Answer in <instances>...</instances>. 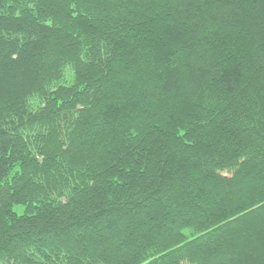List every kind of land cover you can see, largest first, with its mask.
<instances>
[{"label":"trees","instance_id":"16d2710c","mask_svg":"<svg viewBox=\"0 0 264 264\" xmlns=\"http://www.w3.org/2000/svg\"><path fill=\"white\" fill-rule=\"evenodd\" d=\"M0 264H264V0H0Z\"/></svg>","mask_w":264,"mask_h":264},{"label":"rangeland","instance_id":"374dc122","mask_svg":"<svg viewBox=\"0 0 264 264\" xmlns=\"http://www.w3.org/2000/svg\"><path fill=\"white\" fill-rule=\"evenodd\" d=\"M67 75H68V73H67ZM71 74L69 73V76H70ZM13 210H14V212L17 214V215H19V216H21V215H23L24 213H25V207L24 206H15L14 208H13Z\"/></svg>","mask_w":264,"mask_h":264}]
</instances>
